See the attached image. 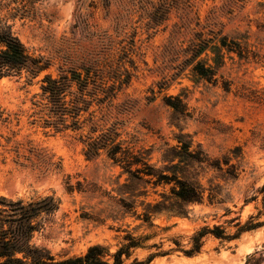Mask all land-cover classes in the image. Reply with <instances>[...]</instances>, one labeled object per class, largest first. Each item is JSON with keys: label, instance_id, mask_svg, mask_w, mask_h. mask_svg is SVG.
<instances>
[{"label": "rangeland", "instance_id": "374dc122", "mask_svg": "<svg viewBox=\"0 0 264 264\" xmlns=\"http://www.w3.org/2000/svg\"><path fill=\"white\" fill-rule=\"evenodd\" d=\"M158 1L39 0L30 17L15 22V31L29 51L48 59L51 66L32 85L25 78L0 80V196L30 200L55 195L60 200V210L36 236V242L57 257L84 254L95 244L115 250L124 230L151 233L139 227L142 222L127 213L120 200L134 189L141 191L135 208L141 214L143 201H159V194L169 190L145 185L128 190L129 176L107 150L88 158L84 141L90 136L89 122L80 131L45 127L42 80L65 74L75 79L74 72L84 79L93 66L112 80L105 93L88 97L92 106L81 122L94 112L99 128L115 125L121 135L118 141L149 150L150 162L157 167L163 166V151L178 145L180 134L190 135L193 148L200 146L212 159L241 150L238 179L225 181L215 171L201 174L207 188L211 180L221 186L223 203L211 204L207 193L203 203L190 206L188 217L154 215L158 235L149 244L163 242L162 249L168 250L176 248L175 240L187 246L204 226L219 225L232 233L238 222L245 224L260 212L264 221L260 192L264 186V0H177L182 4L169 20L148 29L151 6ZM207 24L222 28L246 48L244 58L228 54L219 70V76L231 83L229 92L221 82L214 86L196 81L190 69L174 76L181 61L178 51ZM123 47L130 49L128 58ZM209 56L211 64L213 55ZM120 60L132 73L128 85L113 82ZM121 78L124 81L126 74ZM158 84L165 88L160 90ZM81 85L75 80L74 92ZM88 87L94 89L91 83ZM166 96L182 97L192 117L179 116L165 104ZM263 249L264 225L231 242L207 236L199 255L173 251L152 264H245L249 255ZM153 251L138 249L135 256L144 259Z\"/></svg>", "mask_w": 264, "mask_h": 264}, {"label": "trees", "instance_id": "16d2710c", "mask_svg": "<svg viewBox=\"0 0 264 264\" xmlns=\"http://www.w3.org/2000/svg\"><path fill=\"white\" fill-rule=\"evenodd\" d=\"M38 1L0 0V80L25 78L26 82L32 85L51 66L45 57L32 54L15 31L16 20L30 17ZM181 4L182 2L177 0H159L151 6L147 28L155 30L165 24L172 11ZM245 49L240 42L225 34L222 28L216 29L212 24L203 25L195 31L187 46L178 51L177 59L180 58L181 61L176 67L178 73L174 76L190 69L196 81H205L214 86L221 82L225 91L229 92L231 83L219 76V70L224 67L228 54L235 53L244 58ZM121 51L128 58L130 49L126 50V47H123ZM209 53L213 55L211 64ZM121 64L120 60L112 77L113 82L128 85L132 73ZM104 65L110 66L112 62ZM73 74H77L75 79L65 74L60 79H53L49 75L42 80V99L46 102L42 110L45 112L42 117L45 127H54L56 132L80 131L83 130L84 124L89 122L90 136L84 141L88 158L97 157L101 150H107L108 157L129 176V183L126 184L128 190L144 185L153 188L169 187V190L159 194V201L154 203L143 201L140 204L143 209L141 214L135 211L136 199L143 195L141 191L136 192L134 189L128 193V198L120 200L122 208L142 222L139 227H145L146 230H151V233L136 235L124 230L125 235L115 250L108 245L95 244L84 254L70 257H57L47 247L36 242L37 234L46 229L49 218L60 210V200L55 195L30 200L0 196V264H152L156 258L173 251H180L187 257L199 255L207 236H213L222 242H231L239 239L243 233L264 225V221H260L263 215L260 212L250 217L245 224L238 222L235 225L236 231L232 233L219 225L204 226L192 235L187 246L180 240L174 241L176 248L168 250L162 249L163 242L149 244L158 235L155 231L158 226L154 224V215L169 213L177 217H188L190 206L203 203L207 193V199L211 204L223 203L219 192L222 191L221 186L211 180L207 188L202 183L201 174L215 171L225 181L238 179L241 150L235 148L222 159H212L200 146L193 148L190 135L180 134L177 136L178 145L168 146L163 151L161 157L163 166L157 167L150 162L149 150L137 149L131 143L118 141L121 135L115 125L107 129L99 128L97 122L93 120L94 112L89 113V118L81 122L83 113H88L92 106L88 97L94 98L98 93H105L106 84L112 79L105 75L99 66L89 67L84 79L76 72ZM123 74H126L124 81L121 78ZM75 80L82 81L76 92L73 90ZM90 83L94 87L92 91H89ZM159 88L162 90L165 86L159 85ZM164 100L165 104L182 118L192 117L182 97L166 96ZM97 132L100 134L95 137ZM260 192L264 193V186ZM138 249L155 251L140 259L135 256ZM245 264H264V249L249 255Z\"/></svg>", "mask_w": 264, "mask_h": 264}]
</instances>
